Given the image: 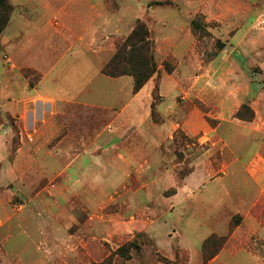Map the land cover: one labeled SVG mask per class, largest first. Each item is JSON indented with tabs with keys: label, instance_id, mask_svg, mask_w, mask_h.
I'll return each mask as SVG.
<instances>
[{
	"label": "rangeland",
	"instance_id": "1",
	"mask_svg": "<svg viewBox=\"0 0 264 264\" xmlns=\"http://www.w3.org/2000/svg\"><path fill=\"white\" fill-rule=\"evenodd\" d=\"M47 1L76 34L52 19L57 54ZM93 1L10 0L0 264H264V0ZM138 22L158 73L135 93L102 69Z\"/></svg>",
	"mask_w": 264,
	"mask_h": 264
},
{
	"label": "trees",
	"instance_id": "2",
	"mask_svg": "<svg viewBox=\"0 0 264 264\" xmlns=\"http://www.w3.org/2000/svg\"><path fill=\"white\" fill-rule=\"evenodd\" d=\"M13 9L10 0H0V36L10 24ZM203 26L196 20L192 22V29L196 34L205 31ZM155 54L156 49L150 31L145 23L138 22L129 36L117 42L115 54L103 67L102 74L114 79L131 77L133 91L138 93L158 73ZM165 67L169 74L174 71L169 63H166ZM238 116L244 120L251 119L242 112H239ZM116 254L123 258L128 257L125 247L118 249Z\"/></svg>",
	"mask_w": 264,
	"mask_h": 264
},
{
	"label": "crops",
	"instance_id": "3",
	"mask_svg": "<svg viewBox=\"0 0 264 264\" xmlns=\"http://www.w3.org/2000/svg\"><path fill=\"white\" fill-rule=\"evenodd\" d=\"M74 1H76V0H74ZM73 0H72V2H70L71 4L74 2ZM86 2H89V4H91V9H96L97 10V8H96V6H95V2L93 1V0H85ZM47 4H45V8L46 9H48V10H50V11H53L54 12V15L50 18V19H48V21H47V23H46V25H47V27H49V29H50V32H51V34L49 35L50 37H51V40L50 39H47V42H46V46H47V50L48 51H46V52H51L52 51V53H54V54H57V50L56 49H58L55 45V42H56V34H58V31L59 30H55V29H53L52 27H53V18L55 19V16H59V17H61L62 18V23L60 24V27H61V29L62 30H69L72 34H74L75 32L73 31V29L71 28V26L70 25H67L64 21H63V17H66V13L65 12H67V7H66V5L64 6V5H62L61 6V8H60V6H58V7H56V6H54V4H52L50 1H47L46 2ZM67 3H69V2H67ZM66 3V4H67ZM69 3V4H70ZM97 4H99V2L97 3ZM100 5V4H99ZM64 6V7H63ZM63 8V9H62ZM98 8H99V6H98ZM98 11V10H97ZM96 11V12H97ZM56 12V13H55ZM95 12V13H96ZM98 13V12H97ZM67 17H68V15H67ZM95 17V16H94ZM91 18L90 20H93V19H95V18ZM102 19V21H101V25H100V28H104V23L103 22H105L106 20L104 19V17H102L101 18ZM88 25H89V22L87 23V25H85V28L83 29V30H85L89 35L88 36H90L91 37V32L89 31V28H88ZM85 32V33H86ZM72 34H71V37H72ZM75 36H76V34H74ZM80 35H81V33H80ZM79 35V36H80ZM86 35V34H85ZM93 35V34H92ZM87 36V37H88ZM53 37H55V38H53ZM59 40H61L62 42H66V41H68L67 39H66V37H64V38H61V39H59ZM85 40L83 39V40H81V41H77L78 43L80 42V44L82 45V43L84 42ZM51 42H53V47L51 48L50 46H49V44H51ZM29 44H30V42H28ZM90 43H91V41H89V45H88V47H91L90 46ZM26 47V44L25 43H23V44H18V46L16 47L17 48V51H15V48L13 49V51H15L16 52V54H18L21 50H23V49H26L25 48ZM55 47H56V49H55ZM70 48H73V46L71 47V46H69L67 49H66V51H69V49ZM46 49V48H45ZM101 51V49H99V51H98V53ZM32 65V64H31ZM32 67H34V68H36L37 70H39L42 74H43V76H44V78H43V80H42V83L45 81V79L47 78V76H48V73H46V72H44V70H43V68H40L39 66H36V65H32ZM122 78V77H121ZM112 79V78H111ZM113 80H119L118 78L117 79H113ZM56 98H58V97H56ZM58 99H60V98H58ZM253 176V180H254V185L256 186V188H257V190L256 191H260V190H264V173L263 172H259L258 170H256L255 171V173L252 175ZM233 203L236 205L237 203H242L241 201H242V198H239V197H235V199L233 198ZM246 200V199H245ZM237 206V205H236ZM232 256H236V255H233V254H231ZM237 255H239V253L237 254ZM248 255V254H247ZM237 263H239V262H236V264ZM232 264H235V263H232Z\"/></svg>",
	"mask_w": 264,
	"mask_h": 264
}]
</instances>
